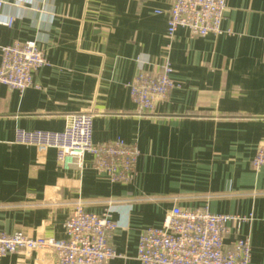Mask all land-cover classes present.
Returning a JSON list of instances; mask_svg holds the SVG:
<instances>
[{"label":"crops","instance_id":"1","mask_svg":"<svg viewBox=\"0 0 264 264\" xmlns=\"http://www.w3.org/2000/svg\"><path fill=\"white\" fill-rule=\"evenodd\" d=\"M0 43L34 40L50 64L39 88L0 83V231L65 238L75 203L109 210L117 223L109 264H140L142 230L161 226L173 207L251 217L230 224L264 264V171L252 166L264 145V0H227L231 33H167L173 0H5ZM1 59V57H0ZM169 59L175 87L152 112L138 114L128 84L140 68ZM75 113L94 116L93 139H122L140 155L131 183L111 182L91 154L70 168L56 149L15 143L17 129L62 131ZM0 264H55L51 250H19Z\"/></svg>","mask_w":264,"mask_h":264},{"label":"built area","instance_id":"2","mask_svg":"<svg viewBox=\"0 0 264 264\" xmlns=\"http://www.w3.org/2000/svg\"><path fill=\"white\" fill-rule=\"evenodd\" d=\"M5 0H0V24L10 26L13 18H1ZM227 0H173L167 33L173 37L185 28L193 37L223 35ZM0 83L20 93L37 87L34 74L50 64L34 40L0 43ZM173 66L169 59L159 64L157 72L140 68L128 84L138 114L152 112L175 87ZM94 116L91 113L71 115L62 131L17 129L15 143L56 149L60 166L70 168L91 154L94 168L111 182L131 183L136 174L140 150L122 139L96 143L93 139ZM256 170L264 171V145L258 147L252 160ZM251 220L240 214L214 213L206 208H184L174 204L161 226H148L140 234L137 259L140 264H251L252 245L248 238H237L229 247L225 237L230 224L239 227ZM117 228L112 213L89 211L78 200L64 222L65 238L31 237L24 231H0V257L19 250L47 249L55 264H109L118 256L110 243Z\"/></svg>","mask_w":264,"mask_h":264}]
</instances>
